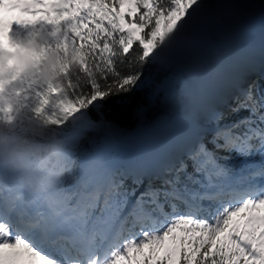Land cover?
Instances as JSON below:
<instances>
[{"label": "snow or ice", "instance_id": "snow-or-ice-1", "mask_svg": "<svg viewBox=\"0 0 264 264\" xmlns=\"http://www.w3.org/2000/svg\"><path fill=\"white\" fill-rule=\"evenodd\" d=\"M203 8L202 0H0V125L24 110L46 120L61 130L69 165L56 216L0 166V264H264V91L249 85L234 98L229 115L246 116L213 111L211 127L197 125L178 164L157 177L161 186L149 180L139 195L150 173L122 171L103 153L77 169L80 133L67 130L90 122L99 102L143 90L142 73L123 75L117 63L133 52L141 66L174 58ZM24 53L36 56L30 70H21ZM52 53L53 79L40 84ZM81 83L89 90L77 94ZM220 152L244 158L240 172L230 175ZM68 180L96 186L76 193Z\"/></svg>", "mask_w": 264, "mask_h": 264}, {"label": "trees", "instance_id": "trees-1", "mask_svg": "<svg viewBox=\"0 0 264 264\" xmlns=\"http://www.w3.org/2000/svg\"><path fill=\"white\" fill-rule=\"evenodd\" d=\"M248 25H257L258 31L264 36V0H223L209 12L208 21H201L198 27L186 34L183 49L190 48L193 53H199L201 58L196 67L189 65L179 69L168 64L156 78L153 91L145 93V90H141L127 95H113L106 101L99 102L102 107L95 110L90 107L87 110L90 121L87 124H79L73 129L70 121L67 125L69 134L78 132L81 137L76 150L77 169L79 161L83 160L79 156L80 152L99 150L105 145L106 148L100 150L99 154L109 157L117 168L128 170L134 164L135 169L144 171L147 153L155 147V160L161 165L150 173L144 185L147 187L151 180L153 187H160L162 180L157 177L165 176V169L178 164L180 158L181 145L172 146L170 142L169 127L176 116L191 110L201 122V113L210 103L213 111L225 113L229 120L246 116V112H241L239 116L229 115L234 96L239 95L240 90L248 88L249 85L254 87L257 95L264 91V39L261 47L259 41L255 48L242 54L241 65H237L235 61L239 39ZM174 58H180L179 53ZM116 66L123 75L141 72L144 76L152 69L153 63L141 66L133 52L125 62L117 63ZM235 75H240V80L235 81L234 85L225 86L224 82L235 79ZM206 78L209 79V88L204 85ZM111 79L108 78L109 81ZM98 83L103 86L106 82L98 78ZM88 90V85L81 83L77 94ZM148 94L154 95V98L151 99ZM217 96L223 104L217 103L214 99ZM102 124L106 126L108 136L99 133V126ZM220 154L228 157L221 165L229 170V174L239 168L244 159L235 153H218ZM255 158L258 156L251 159ZM188 171L191 172V168ZM195 178L200 179L199 176ZM68 182L74 184L75 191L79 190L80 184L76 181ZM185 183L189 187H197L190 181L185 180ZM133 187L136 186L132 184L129 176L124 181V189L131 190ZM100 206L103 207V198ZM99 214L97 210L95 215Z\"/></svg>", "mask_w": 264, "mask_h": 264}, {"label": "clouds", "instance_id": "clouds-1", "mask_svg": "<svg viewBox=\"0 0 264 264\" xmlns=\"http://www.w3.org/2000/svg\"><path fill=\"white\" fill-rule=\"evenodd\" d=\"M21 70H30L34 53H24ZM57 66L55 53L42 63L38 79L47 84ZM71 75H78L75 65H69ZM60 129L27 110L21 111L12 124L0 125V166L9 169L18 185L40 199L47 211L56 216V185L68 178L69 165L64 159L65 145Z\"/></svg>", "mask_w": 264, "mask_h": 264}, {"label": "rangeland", "instance_id": "rangeland-1", "mask_svg": "<svg viewBox=\"0 0 264 264\" xmlns=\"http://www.w3.org/2000/svg\"><path fill=\"white\" fill-rule=\"evenodd\" d=\"M223 0H202V3L204 5V8L200 14V16L198 17L197 20V24L195 27H198L201 24V21L209 20V12L214 9L216 6L220 5L221 2ZM244 1H248V0H244ZM190 30H193L190 29ZM190 30L187 32L189 33ZM186 33V34H187ZM264 37L260 34V32L258 31V27L257 25H248L246 26V29L243 31L239 42H238V46H237V51L235 54V61L237 63V65H241L242 64V54L243 53H247L249 51H251V49L256 47V44L263 39ZM184 48V46H183ZM180 49L178 51L180 58L176 59V58H162L159 61L156 62H152L153 63V67L152 69H150V71L148 72V74L144 75L141 77L142 80H147V83L144 87L143 90H145V93H149L150 91H153L154 87H155V83H156V78L159 76L160 73H162L164 71V69L166 68V66L168 64H173L175 67L179 68V69H183L184 66H193L196 67L197 64H199L201 62V58L199 53H193V51L190 48H187L186 50L184 49ZM184 50V51H183ZM209 79H204V85L205 88H209ZM240 80V75H235V79H231L229 82H224V85H234L235 81H239ZM236 95V94H235ZM148 96L153 99L154 95H150L148 94ZM236 96H234L235 98ZM214 99H216L217 103L220 102V104H223L224 102L222 100L219 101L218 96L215 97ZM211 104V103H210ZM210 104H207L205 110L201 113V117L200 120L201 122H199L197 120V116H195L191 110H188L186 113L182 114V115H178L176 116L173 121L170 124L169 127V131H170V136H172L173 138L179 137L180 135H182V133H197V131L199 130L197 128V125H202V126H206V127H211L210 124L207 123V118L208 116L213 112L212 107ZM219 104V105H220ZM99 132H103L105 134V136H108L107 132H106V126L105 125H101L99 126ZM115 145V144H114ZM123 147H125L126 145H122ZM105 145L101 147V149H94L91 152H80L79 156L81 157V159L88 161L90 164L93 161V158L95 157V155H97L100 150L105 149ZM156 149L154 148L153 150L148 151L147 153V165L148 163H150V161L153 160L154 154H156ZM226 154H220L218 155L219 157H226ZM259 161V157L257 158ZM225 159H220L218 162L221 164ZM146 167V165H145ZM129 168H136L134 164H131L129 166ZM241 169H239V171H235V173L240 172ZM247 171H245L244 174H246ZM88 175H96V172L93 169H89V173ZM76 183L79 185V190L75 191L73 189V185H72V190L75 191L76 193H82V192H86V191H91L95 189V183H91L88 185V187H85V185L81 182L76 181ZM77 186V185H76ZM145 187L144 186H140L137 189V195H139L140 192L144 191ZM134 200L135 197H132ZM210 219V217H209Z\"/></svg>", "mask_w": 264, "mask_h": 264}, {"label": "water", "instance_id": "water-1", "mask_svg": "<svg viewBox=\"0 0 264 264\" xmlns=\"http://www.w3.org/2000/svg\"><path fill=\"white\" fill-rule=\"evenodd\" d=\"M175 140H176V138H173V139H172L171 136H170V142L173 143ZM154 148H155V147H153V149H154Z\"/></svg>", "mask_w": 264, "mask_h": 264}]
</instances>
